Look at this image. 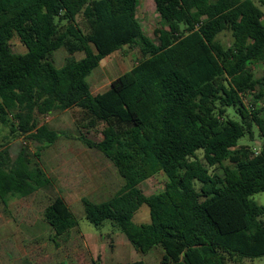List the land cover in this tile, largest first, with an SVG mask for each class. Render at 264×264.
<instances>
[{"label": "trees", "instance_id": "trees-1", "mask_svg": "<svg viewBox=\"0 0 264 264\" xmlns=\"http://www.w3.org/2000/svg\"><path fill=\"white\" fill-rule=\"evenodd\" d=\"M153 2L163 24L153 32L156 42L136 19L137 0H0V122L10 136L36 145L14 160L0 151V201L52 189L40 152L60 134L39 119L76 109L82 128L103 126L100 142L83 133L77 140L102 153L123 180L105 202L82 199L90 224L109 222L141 254L160 248L161 264L264 257V206L251 199L264 192V73L250 69L264 63V13L251 0ZM222 33L230 34L226 45ZM14 37L24 54L11 50ZM124 47L138 50L135 65L93 95L86 78ZM60 48L69 57L58 69L52 57ZM253 129L256 151L238 144ZM158 174L166 177L163 190L143 194L139 184ZM142 205L150 223L136 225ZM42 218L53 237L78 226L59 195Z\"/></svg>", "mask_w": 264, "mask_h": 264}, {"label": "rangeland", "instance_id": "rangeland-1", "mask_svg": "<svg viewBox=\"0 0 264 264\" xmlns=\"http://www.w3.org/2000/svg\"><path fill=\"white\" fill-rule=\"evenodd\" d=\"M254 5L264 13V4L262 0H251ZM149 2V3H147ZM136 18L141 25L145 36L156 42L153 32L155 29L163 26L162 21L155 12L153 0H137ZM80 26L84 29L82 19L78 17ZM261 23L264 24V18ZM218 40L226 45L231 41L229 33H222ZM11 50L17 54H24L26 49L20 43L17 37L10 42ZM68 54L63 48L58 49L52 57L53 65L61 68L68 58ZM83 57V54H75L76 60ZM138 50H130L126 47L113 54L112 58H106L100 62V65L86 78L90 89L94 92H103L108 89V83L128 70L138 59ZM113 65L114 71L111 72L109 66ZM255 77H260L264 73V63L251 65ZM101 76L98 79V75ZM103 83V86L97 88V83ZM248 104V99H245ZM228 117L235 118L232 110H229ZM78 110L55 112L40 118V123L46 124L49 128L59 133V139L51 146L40 152V164L51 179V190H39L31 196L23 199H12L8 203L10 217L2 216L0 224L8 220L15 224L11 229L0 231V256L3 257L2 264H91V256L101 255L104 262H111V259L123 262H134L143 260L146 264H161L158 257L160 248H154L146 254H141L134 250L126 237L109 222H104L101 226L95 227L90 224L85 216L83 205L77 197V161L89 158L91 160L101 161L104 158L94 150H87L77 141L78 132L86 134L82 128L84 122L80 119ZM83 122V123H82ZM102 125L96 129L88 130L86 135L92 141H100ZM260 140L256 129H253V137H245L239 140V145H248L251 150H257L255 146ZM22 148L27 149L30 154L36 151V145L27 140L24 136L12 137L9 135V129L0 122V151L7 149L11 159H15ZM89 153V154H88ZM197 157L202 161V153L198 152ZM110 163V162H109ZM112 165V164H111ZM224 166L229 165L228 161L223 162ZM101 166V165H99ZM101 171L109 168L99 167ZM114 171L116 168L112 165ZM97 169V168H96ZM209 172L222 175L219 168H209ZM117 172V171H116ZM121 179V178H120ZM122 181V179H121ZM166 177L158 174L139 184L138 188L143 194L149 196L163 190ZM195 188L198 183L195 182ZM55 195L62 196L69 205L71 212L78 222L77 230L84 237L90 240L98 239V245L89 246L85 243L83 237L74 230L66 239H56L52 242L54 236L50 227L43 222L42 212L50 203ZM251 199L259 206H264V192L251 196ZM2 208V206H0ZM5 220V221H4ZM264 220V216L261 217ZM132 222L136 225H147L150 223L148 208L142 205L134 214ZM27 223V225H25ZM4 225V224H3ZM113 241L114 250L111 251L108 242ZM92 249V250H91ZM98 253V254H97ZM238 264H264V257L252 260H243Z\"/></svg>", "mask_w": 264, "mask_h": 264}, {"label": "crops", "instance_id": "crops-1", "mask_svg": "<svg viewBox=\"0 0 264 264\" xmlns=\"http://www.w3.org/2000/svg\"><path fill=\"white\" fill-rule=\"evenodd\" d=\"M150 1V0H149ZM149 3V2H147ZM138 7V6H137ZM137 19V18H136ZM138 21V20H137ZM80 54V53H79ZM115 54V53H113ZM113 54H111L110 56H108L107 58H112ZM81 59V58H80ZM106 59V58H105ZM79 60V59H78ZM136 63V62H135ZM135 63L128 69L126 70L125 72L129 71L132 69V67L135 65ZM109 69L111 72L114 71V67L113 65H110L109 66ZM125 72H123L122 74H124ZM120 74V75H122ZM98 75V73H97ZM100 75V74H99ZM98 75V79L101 77ZM119 75V76H120ZM118 77V76H117ZM116 77V78H117ZM115 79V78H114ZM112 79L109 83H108V88L110 86V83L114 80ZM89 85V84H88ZM103 86V83L101 82H98L97 83V88ZM91 87V86H89ZM108 90V89H106ZM105 90V91H106ZM91 93L93 95H96V94H100V93H103V92H94L92 91V89H90ZM73 110H76V109H73ZM73 110H67V111H73ZM51 129V128H50ZM84 129V128H83ZM96 129V128H94ZM53 130V129H51ZM86 130V134L87 135L89 133L90 130L92 129H85ZM89 130V131H88ZM102 131V130H101ZM80 133H83V132H78V136ZM101 136H102V133H101ZM87 137V136H86ZM59 139V138H58ZM57 139V140H58ZM89 139V138H88ZM103 139V136L101 138V140ZM56 140V141H57ZM90 140V139H89ZM100 140V141H101ZM55 141V142H56ZM78 141V140H77ZM92 141V140H91ZM98 141V142H100ZM54 142V143H55ZM79 142V141H78ZM96 142V141H94ZM53 143V144H54ZM52 144V145H53ZM51 145V146H52ZM80 145L83 146L87 151L86 152H89L91 150H94L95 152H97L99 155H101L104 159L101 160V161H97V160H91L89 158H85V159H82L81 161H77V197L80 199V202L82 201L83 198L85 199H88L90 200L91 202L93 203H102V202H105L107 200H109L115 193H117L119 191V189L122 187L123 185V180L121 181V177L119 175L118 172L114 171L113 168H112V163L102 154L100 153L99 151L95 150V149H90L88 147H86L84 144H82L80 142ZM49 146V147H51ZM48 147V148H49ZM89 154V153H88ZM110 162V163H109ZM112 164V165H111ZM101 165V166H99ZM98 166L99 167H103V168H109L107 170H104V171H101L98 169ZM114 166V165H113ZM97 168V169H96ZM121 178V179H120ZM51 180V179H50ZM60 196V195H59ZM62 197V196H61ZM27 198V197H26ZM63 198V197H62ZM17 199V198H15ZM23 199V198H21ZM12 200V199H11ZM63 200L65 201V199L63 198ZM10 202V201H9ZM8 202V203H9ZM66 203V201H65ZM82 203V202H81ZM67 204V203H66ZM0 206H2V208H0V220H2V216H6V219L8 217H10V211L8 209V204L6 206H4L1 201H0ZM67 206L69 207V205L67 204ZM70 209V207H69ZM84 210V209H83ZM71 211V210H70ZM4 214V215H3ZM43 220V218H42ZM5 221V220H4ZM44 222V221H43ZM4 224V225H3ZM3 224H0V231H5V230H8V229H11L13 226H16L15 224H13L12 222H10L9 220L7 222H4ZM27 225V223L25 224ZM74 230H76L78 233L77 234H80L81 237H83L85 243H87L89 246H91L92 244L94 246H97L99 243L98 239L94 238L92 240H90L88 237H84L81 232L79 230H77V228L71 230L68 234L66 235H63V236H60V237H52L51 240L52 242H56V239H63L65 240L66 239V236H69L70 233H72ZM128 241V240H127ZM130 244V243H129ZM108 245L111 249V251L114 250V244H113V241L112 240H109L108 242ZM131 245V244H130ZM92 250V249H91ZM135 250V249H134ZM98 254V253H97ZM99 255V254H98ZM98 255H95V256H91V259H90V263H91V260H95V259H99V261L102 263V264H115V263H121V264H126V263H130V262H123L122 258H120L119 260H114V259H111V262H104L102 259H101V255L98 256ZM162 256H163V251H159L158 253V257L160 259H162ZM3 257L0 256V264L3 263ZM139 261H143L142 259L139 260ZM144 262V261H143ZM145 263V262H144ZM146 264V263H145Z\"/></svg>", "mask_w": 264, "mask_h": 264}]
</instances>
